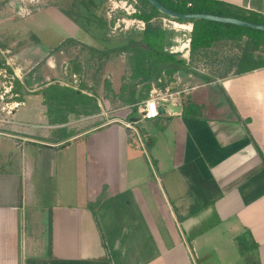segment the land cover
<instances>
[{
	"label": "crops",
	"instance_id": "obj_1",
	"mask_svg": "<svg viewBox=\"0 0 264 264\" xmlns=\"http://www.w3.org/2000/svg\"><path fill=\"white\" fill-rule=\"evenodd\" d=\"M212 1L264 22V0ZM155 79L180 113L141 121L143 85L115 96L127 122L83 132L41 96L4 107L0 264H264V68L218 79L216 116Z\"/></svg>",
	"mask_w": 264,
	"mask_h": 264
},
{
	"label": "rangeland",
	"instance_id": "obj_2",
	"mask_svg": "<svg viewBox=\"0 0 264 264\" xmlns=\"http://www.w3.org/2000/svg\"><path fill=\"white\" fill-rule=\"evenodd\" d=\"M148 8L141 0H0V120L8 104L18 107L16 101L41 96L39 108L50 122L74 125L79 132L124 123L120 109L125 105L116 94L143 85L139 100L151 99L150 85L144 83L152 76L156 84L160 79L163 85L178 83L185 103L202 105L201 113L221 115L217 103L226 101L216 82L228 69L234 68L229 75H235L240 59L250 52L264 60V40L240 35L191 51L194 25L158 11L150 25L161 50L185 63L160 65L145 55L147 25L136 17Z\"/></svg>",
	"mask_w": 264,
	"mask_h": 264
},
{
	"label": "trees",
	"instance_id": "obj_3",
	"mask_svg": "<svg viewBox=\"0 0 264 264\" xmlns=\"http://www.w3.org/2000/svg\"><path fill=\"white\" fill-rule=\"evenodd\" d=\"M167 9L177 12V13H204V14H213L222 17H230L235 16L232 12L229 11L225 4L215 2L212 0H157ZM145 7H149L148 11L137 15L136 17L143 22L146 23L147 27L144 33V42L147 46V49L144 51L145 55L152 60V58L156 59V61L161 65H173L176 68L184 66L185 63L183 61H176L175 55L170 53H164L161 50L162 42L159 38L155 37V30L151 27L150 21L156 17L159 12L151 6L147 0H141ZM239 17V16H235ZM243 21H251L257 24H264L262 20H256L254 18H241ZM178 21V20H177ZM179 23H183L184 21H178ZM194 25L192 38H191V51H196L200 49H207L211 47V45L215 42L225 41V40H235L240 35H248L253 39H261L264 40V33L260 31H255L251 29L236 27L232 25H223L219 23L208 22L204 20L200 21H192L190 22ZM151 38H155V40H151ZM253 53L244 55L238 65V70L236 75L245 74L248 72H253L255 70H259L264 68V60L255 59L252 55ZM230 72H227L225 76H227ZM137 113V109L134 110ZM184 113L189 115L191 113L190 110H185ZM101 201L91 206L92 209H96L99 206ZM192 214L195 213L193 209L191 211Z\"/></svg>",
	"mask_w": 264,
	"mask_h": 264
},
{
	"label": "water",
	"instance_id": "obj_4",
	"mask_svg": "<svg viewBox=\"0 0 264 264\" xmlns=\"http://www.w3.org/2000/svg\"><path fill=\"white\" fill-rule=\"evenodd\" d=\"M147 2L153 6L157 11H159L162 15L169 17L173 20L184 21L190 23L192 21H208L213 23H219L223 25H232L236 27L251 29L255 31H260L264 33V24H257L253 22L243 21L236 18L230 17H222L213 14H204V13H177L171 11L164 7L161 3L157 0H147ZM161 107L159 109L160 115H164L165 110L167 109L170 113H180L182 110L181 106L171 104L167 101H163L160 103Z\"/></svg>",
	"mask_w": 264,
	"mask_h": 264
},
{
	"label": "built area",
	"instance_id": "obj_5",
	"mask_svg": "<svg viewBox=\"0 0 264 264\" xmlns=\"http://www.w3.org/2000/svg\"><path fill=\"white\" fill-rule=\"evenodd\" d=\"M163 101H167V102L171 103L170 101H168L167 96H164V95L159 96V97H153L150 100L146 101L144 103V105L139 110L141 119L143 121H151V120H156V119L160 118L161 117V115L159 113V109L161 107L160 103ZM6 122L7 121H5L3 119L0 120L1 124H5ZM127 126L130 127L131 125L128 124ZM0 136H7V134L5 132L0 131ZM140 144H141V147L143 149H145V143L142 142V140L140 141ZM194 258H195V256H194Z\"/></svg>",
	"mask_w": 264,
	"mask_h": 264
}]
</instances>
